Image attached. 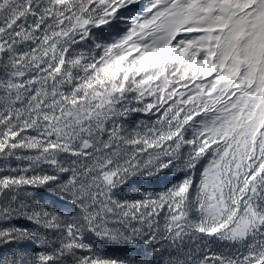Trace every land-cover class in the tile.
<instances>
[{"label":"snow or ice","instance_id":"1","mask_svg":"<svg viewBox=\"0 0 264 264\" xmlns=\"http://www.w3.org/2000/svg\"><path fill=\"white\" fill-rule=\"evenodd\" d=\"M0 264H264V0H0Z\"/></svg>","mask_w":264,"mask_h":264},{"label":"trees","instance_id":"2","mask_svg":"<svg viewBox=\"0 0 264 264\" xmlns=\"http://www.w3.org/2000/svg\"><path fill=\"white\" fill-rule=\"evenodd\" d=\"M157 188H159V185L157 186Z\"/></svg>","mask_w":264,"mask_h":264}]
</instances>
